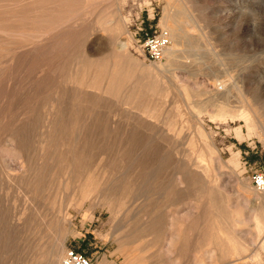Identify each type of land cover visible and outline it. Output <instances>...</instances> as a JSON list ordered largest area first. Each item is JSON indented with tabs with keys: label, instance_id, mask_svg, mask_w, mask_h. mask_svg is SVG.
I'll return each mask as SVG.
<instances>
[{
	"label": "rangeland",
	"instance_id": "obj_1",
	"mask_svg": "<svg viewBox=\"0 0 264 264\" xmlns=\"http://www.w3.org/2000/svg\"><path fill=\"white\" fill-rule=\"evenodd\" d=\"M262 168L264 0H0V264H264Z\"/></svg>",
	"mask_w": 264,
	"mask_h": 264
},
{
	"label": "bare ground",
	"instance_id": "obj_2",
	"mask_svg": "<svg viewBox=\"0 0 264 264\" xmlns=\"http://www.w3.org/2000/svg\"><path fill=\"white\" fill-rule=\"evenodd\" d=\"M16 4H17V2H16ZM15 6H17V5H15ZM168 14V13H167ZM170 16V15H169ZM179 17V16H178ZM176 18V17H175ZM177 20H179V19H177ZM163 23H165L164 25H165V27L167 28V30L170 32V37H172L171 39H172V41L173 42H171V45L170 46H168L167 48H166V50L165 51H167L170 55L174 52V50L176 49V48H174V46H176L177 47V45H178V40H180L179 39V37L180 36H182V32L179 30V29H177V27H176V25H175V20H174V18H171V17H165V22L163 21ZM180 25V24H179ZM182 26V25H181ZM180 26V27H181ZM48 28V27H47ZM178 28H179V26H178ZM112 31V30H111ZM180 32H181V35H180ZM44 36V35H43ZM182 38H183V36H182ZM46 45V44H45ZM47 47V46H46ZM38 48V47H37ZM45 48V47H44ZM167 53V54H168ZM164 54H165V52H164ZM169 57H171V56H169ZM158 62V61H157ZM169 62V61H168ZM117 64H119V63H117ZM123 66V65H122ZM109 67H111V65L110 66H108V69H109ZM125 67H127V66H125ZM155 67V66H154ZM123 67H119V66H117V65H114L113 66V69H112V71L114 72V74H112L111 72H109V73H111L110 75H108V79H107V82H106V84H105V87H104V91L105 92H108L112 87H115V86H117V87H115V88H117V90L119 89V88H121V87H119V85L121 86L124 82H125V77H122V78H117L118 77V72L120 73V70L122 69ZM129 68V67H128ZM157 69H159L160 67H159V65L156 67ZM127 69V68H126ZM130 70V69H129ZM160 70V69H159ZM123 71H125V69L124 70H122V72ZM126 72H129L128 71V69H127V71ZM147 72V71H146ZM117 73V74H116ZM125 73V72H124ZM106 74V73H105ZM131 74V73H130ZM130 74L128 75V76H130ZM133 74V73H132ZM157 74V73H156ZM104 75V74H103ZM117 75V76H116ZM144 75H148V74H145L144 73ZM143 75V76H144ZM146 76H144V77H146ZM149 76H150V74H149ZM132 78H133V75L131 76ZM137 77V76H136ZM143 77V78H144ZM148 77V76H147ZM146 77V78H147ZM153 77H154V74H153ZM156 77H158V76H156ZM156 77H155V79H156ZM129 78V77H128ZM127 78V79H128ZM142 78V77H141ZM150 78H151V76H150ZM159 78V77H158ZM102 79H104L103 77H102ZM153 80L152 81H155V79L154 78H152ZM105 80V79H104ZM142 80V79H141ZM146 80V79H145ZM164 80V79H163ZM166 80V79H165ZM124 81V82H123ZM128 81H129V79H128ZM150 81H151V79L149 80V81H147L146 83L144 82V84L142 85V84H140L139 86L138 85H131L130 87H131V89H129L130 90V92L133 94L136 90H138L139 91V89L141 90V89H143L142 91H143V93H144V91H150L151 89H152V91H154V87H155V85L157 86V84H158V81H159V79H158V81L156 80V82H153L154 83V85H152V84H150ZM133 82H135V80L133 81ZM164 82V81H163ZM102 83H104V82H102ZM157 83V84H156ZM134 84H138L137 83V80H136V82L134 83ZM161 84V83H160ZM130 85V84H129ZM101 86H103V84L101 85ZM124 86V85H123ZM123 86H122V88L121 89H124L123 88ZM125 86H126V83H125ZM119 87V88H118ZM126 87H129V86H126ZM129 87V88H130ZM220 87V86H219ZM99 88V87H98ZM221 88V87H220ZM223 88V87H222ZM120 89V90H121ZM128 89V88H127ZM127 89H125V90H127ZM217 89V88H216ZM116 90V91H117ZM124 90V91H125ZM103 91V92H104ZM111 91V90H110ZM109 91V92H110ZM123 91V92H124ZM128 91V90H127ZM137 91V92H138ZM219 91V90H218ZM102 92V93H103ZM111 92H113V90L111 91ZM155 92V91H154ZM117 93H118V91H117ZM111 94V93H110ZM149 94V93H148ZM129 95V94H128ZM128 95H126L127 97H128ZM144 95H146V94H144ZM120 96V95H119ZM126 96H125V98H126ZM132 97V96H131ZM136 97V96H135ZM142 97V96H141ZM123 98V97H122ZM138 98H139V96H138ZM124 99V98H123ZM131 99H134V98H131ZM137 100H139V99H137ZM125 101H127L126 102V104L128 103V100H126L125 99ZM123 102H124V100H123ZM132 102V101H131ZM137 102V101H136ZM125 104V105H126ZM128 105V104H127ZM142 105H140L139 107H141ZM137 107V106H136ZM137 110V109H136ZM146 110V109H145ZM143 111V110H142ZM147 112V111H146ZM221 112H223V111H221ZM220 112V113H221ZM226 112H227V110H226ZM229 114V113H228ZM238 115V114H237ZM222 116V115H221ZM224 116H226V115H224ZM220 117V116H219ZM238 117H240V118H242L243 120H244V122L246 123V125L247 124H249L250 126H252L253 128H260V124L253 118V115H251V114H249V112L248 111H246V110H242L240 113H239V116ZM258 117V116H257ZM261 123V122H260ZM248 127V126H247ZM57 130V129H56ZM250 130V129H249ZM261 130V129H260ZM252 131V130H251ZM258 132V131H257ZM261 132V131H260ZM259 132V133H260ZM261 134V133H260ZM261 139V138H260ZM120 144V143H119ZM145 145V144H144ZM143 146V145H142ZM134 147V146H133ZM84 151V150H83ZM144 157V156H143ZM151 158V157H150ZM133 159V158H132ZM77 161V160H76ZM147 161V160H146ZM149 162H151V161H149ZM152 162H153V160H152ZM140 163V162H139ZM147 166H148V162H147ZM197 166V165H196ZM199 166V165H198ZM127 167V166H126ZM149 167V166H148ZM148 167H146V170H147V168ZM143 168V167H142ZM201 168V167H200ZM202 169V168H201ZM143 170H145V167H144V169H142V171ZM141 171V170H140ZM139 175V174H138ZM146 175V174H145ZM140 177V176H139ZM256 191V190H255ZM260 192H257L256 191V194L258 195ZM261 193H264V192H261ZM259 197H261L260 196V194L258 195ZM255 197V196H254ZM258 199H260V198H258ZM262 200H263V203H264V196L262 197ZM261 200V201H262ZM263 208V207H262ZM236 223V222H235ZM258 227V226H257ZM229 237V236H228ZM230 238V237H229ZM230 240V239H229ZM235 242V241H234ZM244 246V245H243ZM242 247V246H241ZM239 249V248H238ZM50 264H56L55 263V261L54 260H52V263H50Z\"/></svg>",
	"mask_w": 264,
	"mask_h": 264
},
{
	"label": "built area",
	"instance_id": "obj_3",
	"mask_svg": "<svg viewBox=\"0 0 264 264\" xmlns=\"http://www.w3.org/2000/svg\"><path fill=\"white\" fill-rule=\"evenodd\" d=\"M168 46L169 39L165 34L161 32L144 34L142 50L147 60L152 62L162 60ZM251 183L257 192H264V168L252 174ZM61 264H91V261L85 254L72 248H67L61 259Z\"/></svg>",
	"mask_w": 264,
	"mask_h": 264
}]
</instances>
